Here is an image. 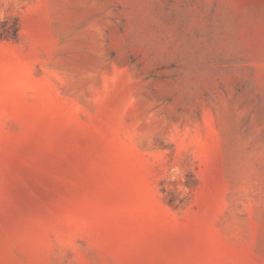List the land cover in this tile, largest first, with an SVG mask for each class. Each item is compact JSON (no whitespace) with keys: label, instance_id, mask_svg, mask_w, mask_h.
Masks as SVG:
<instances>
[{"label":"rangeland","instance_id":"obj_1","mask_svg":"<svg viewBox=\"0 0 264 264\" xmlns=\"http://www.w3.org/2000/svg\"><path fill=\"white\" fill-rule=\"evenodd\" d=\"M0 264H264V0H0Z\"/></svg>","mask_w":264,"mask_h":264},{"label":"trees","instance_id":"obj_2","mask_svg":"<svg viewBox=\"0 0 264 264\" xmlns=\"http://www.w3.org/2000/svg\"><path fill=\"white\" fill-rule=\"evenodd\" d=\"M0 25H1V22H0ZM7 25V22H2V30L0 29V36L3 38L5 37H9L10 36V32L12 31V28H13V32L16 34L17 31H18V25L17 23H15L13 26H10V27H6Z\"/></svg>","mask_w":264,"mask_h":264}]
</instances>
